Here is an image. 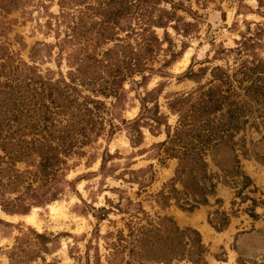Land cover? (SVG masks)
I'll use <instances>...</instances> for the list:
<instances>
[{
    "label": "trees",
    "instance_id": "trees-1",
    "mask_svg": "<svg viewBox=\"0 0 264 264\" xmlns=\"http://www.w3.org/2000/svg\"><path fill=\"white\" fill-rule=\"evenodd\" d=\"M0 1V9L8 13L27 0ZM255 1V12L264 17V0ZM56 4L58 14L49 16L65 26L63 38L43 47L47 57L57 50V67L67 47L64 74L58 71L54 78L51 70L42 72L34 65L38 43L29 50L30 64L0 44L1 211L24 215L73 192L74 180H66L67 160L84 156L83 149L99 138L108 141L123 131L130 147H138L142 129L153 134L163 127L165 139L152 147L159 152L161 165L174 159L175 166L172 177L154 195L155 203L185 212L215 206L207 211L206 223L221 232L236 213L223 210V201L215 196L216 187L222 186L233 191L239 203L249 201L245 214L256 219L254 209L264 200L255 197L258 190L240 159L252 158L264 165V153L256 152L257 142L246 138L247 131L264 130V57L259 56L264 53V23H257L252 32L246 27L233 48L214 51L212 61L231 57L232 65L201 67L197 72L189 66L176 78L196 86L164 97L166 110L176 118L171 127L159 109L161 86L146 90V85L152 75L168 77L167 69L186 48L180 43L175 49L166 29L180 38L195 34L196 13L174 0H57ZM178 11L194 22L185 21ZM45 25L50 26V21ZM156 30H161L160 37ZM207 71L208 80L200 84ZM125 82L144 88L136 94L138 114L129 120L120 113ZM120 158L116 151L104 150L98 174L136 184L139 191L153 181L151 166L131 170L125 165L114 175L117 167L107 165ZM112 190L117 192L115 201L105 199L106 207L97 209L96 220H104L108 213L126 215L125 231L116 229L102 236L109 250L103 256L105 264H206L207 251L196 230L179 228L166 216L154 221L138 202ZM32 235L31 241L15 240L8 264H25L49 251L46 246L53 236ZM84 262L101 264L97 249L92 261L86 252Z\"/></svg>",
    "mask_w": 264,
    "mask_h": 264
},
{
    "label": "rangeland",
    "instance_id": "rangeland-1",
    "mask_svg": "<svg viewBox=\"0 0 264 264\" xmlns=\"http://www.w3.org/2000/svg\"><path fill=\"white\" fill-rule=\"evenodd\" d=\"M174 1H181L185 7H190V10L196 13L197 31L187 38H180L176 37L170 28L166 29L175 49L178 50L180 43H184L186 48L167 69L168 77L152 75L146 85V90L157 85L161 86L158 97L159 109L166 116V122L171 127L176 118L166 110L164 97L189 91L196 86L193 81L186 79L177 81L176 78L182 76L189 66L192 71L197 72V69L201 67L232 65L231 57L212 61L214 51L219 47L233 48L234 41L239 40L240 34L247 32L246 27L249 26L252 32L257 23H264V17L255 12L257 7L255 0ZM56 2L57 0L51 2L27 0L24 2L26 4L8 13L0 9V44H4L9 52L18 53L21 60L30 64L29 50L38 43L35 46L37 60L34 65L42 72L45 69L51 70L54 78H57L58 71L64 74L67 70L64 60L66 46L61 53L58 67L57 50L54 48L47 57L44 53L46 49L43 47V45L61 43L60 40L63 38L65 26L57 25L49 16L58 14ZM239 3L244 7H239ZM0 4H2L1 1ZM41 5L46 6V9ZM177 14L185 21L194 22L185 12L178 11ZM46 21H50V26L45 25ZM161 33V30H156L158 37ZM19 41L24 44L23 47L20 46ZM110 46L111 43L103 46L102 49ZM259 56L264 57V53L261 52ZM153 66L157 67V64ZM202 77L200 84L208 80V71ZM134 80L138 78L135 77ZM123 89L125 99L120 113L122 118L129 120L138 114L136 94L142 93L144 88L125 82ZM142 133L143 141L138 147H130L125 133L120 131L108 141L105 138H99L85 147L84 156L68 159L66 180H74L73 192L67 191L58 200L44 207L30 208L24 215H9L0 209V264H8L7 255L15 244V240L19 238L22 241H31L32 232L51 235L54 239L47 244L46 247L49 249L47 253H42L39 258L25 264H84L85 253H88L92 261L95 249L100 255V263L105 264L103 256H106L109 250L106 249L102 236L107 232H115L116 229L125 231L123 222L126 220V215L108 213L104 220H96L99 216L97 209L106 207L105 199L115 201L117 192L112 189H118L124 193L125 197L138 202L149 218L154 221L157 216H166L171 218L179 228L189 227L196 230L207 251L204 257L206 264H221L228 261L229 264H264V205L255 207L254 212L257 218L253 220L245 214L249 201L239 203L238 199H233V191L217 186L215 196L223 201L222 209L227 212L230 209L236 211L235 217L230 219L228 226L221 232H215L206 223L207 211H212L215 206L199 207L191 212L181 211L173 205L160 207L155 203L154 195L161 185L172 177L175 160L166 159L164 165H161L158 161L159 152L152 147L165 139L163 127L156 129L153 134L146 129H142ZM246 138L257 142L255 144L257 153H264V130L247 131ZM104 150H107L109 154L116 151L121 157L113 159L107 165L117 167L114 175L125 165H128V169L131 170L151 166L153 181L139 191L136 184L125 183L111 175L101 177L98 171L100 156ZM240 165L258 190L255 197L264 200V165L252 158L240 159ZM17 167L22 169L21 165ZM148 175L147 172L144 177ZM230 201H235L236 204L231 207ZM26 215L30 216L31 221L28 222L24 218ZM8 217H16V219L12 221ZM51 236L50 238H53Z\"/></svg>",
    "mask_w": 264,
    "mask_h": 264
},
{
    "label": "bare ground",
    "instance_id": "bare-ground-1",
    "mask_svg": "<svg viewBox=\"0 0 264 264\" xmlns=\"http://www.w3.org/2000/svg\"><path fill=\"white\" fill-rule=\"evenodd\" d=\"M24 218L27 219L28 222L31 221L29 215L24 216ZM8 219H11L13 221L14 219H16V217H8Z\"/></svg>",
    "mask_w": 264,
    "mask_h": 264
},
{
    "label": "crops",
    "instance_id": "crops-1",
    "mask_svg": "<svg viewBox=\"0 0 264 264\" xmlns=\"http://www.w3.org/2000/svg\"><path fill=\"white\" fill-rule=\"evenodd\" d=\"M230 262L228 261V263H221V264H229Z\"/></svg>",
    "mask_w": 264,
    "mask_h": 264
}]
</instances>
